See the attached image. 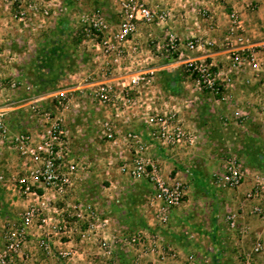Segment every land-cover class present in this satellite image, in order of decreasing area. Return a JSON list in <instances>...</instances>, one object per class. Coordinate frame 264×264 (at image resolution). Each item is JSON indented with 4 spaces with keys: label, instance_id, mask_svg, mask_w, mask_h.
Here are the masks:
<instances>
[{
    "label": "built area",
    "instance_id": "built-area-1",
    "mask_svg": "<svg viewBox=\"0 0 264 264\" xmlns=\"http://www.w3.org/2000/svg\"><path fill=\"white\" fill-rule=\"evenodd\" d=\"M65 1L14 0L19 8L16 17L22 22L31 15L47 21L56 9L67 11ZM81 1L75 0L76 3ZM113 2L112 18L100 7L81 13L77 33L84 44L92 45L94 71L87 75L80 89H69L64 96L58 94V107L80 115L87 134L92 133L95 139L117 150L109 165H119L120 171L125 172L132 183L146 181L152 186L149 200L157 204L159 222L165 225L172 212L183 206L189 185L179 178H166L151 150L155 147L175 150L188 143L193 146L195 139L186 127L182 106L178 104L176 108V105L168 104L167 98L170 101L179 98L175 94H163L159 75L177 70L187 74L197 91L208 93L231 108L235 105V85L241 78L247 86L261 83L264 87V42L253 43L240 12L234 8L227 10L228 25L222 46L227 51L228 64L214 65L194 55L214 47L215 41H205L193 35L184 37L176 29L180 15L184 20L188 18L187 14H191L197 25L204 22L214 30L216 17L207 7L200 6L178 14L169 0ZM250 9L256 11L257 5L251 4ZM7 84L12 88L22 85L28 92L32 90V85L23 81L9 84L8 80ZM80 101L83 106L78 111ZM199 101L200 98L195 97L183 104ZM31 103L35 117L52 120L44 133L12 129L8 124L7 109L0 110V144L19 154L23 168L22 173L12 177L0 172V184L6 185L5 189L14 197L27 201L18 220L4 226L0 264H37L38 261L44 264L54 257L70 264L75 258L74 250L57 249L55 239L70 238L75 228L82 224L86 225L79 233L82 240L100 233L97 236L100 248L111 256L118 247L131 246L141 249L145 255L156 254L158 262L152 260L149 264H203L199 254L189 255L177 263L179 253L156 249L158 236H149L143 229L125 233L120 238L103 236L109 221L102 218L93 202L77 201L73 206L76 213L72 215L76 222L70 221L67 210H59L54 202L72 194L84 171L85 164L73 150L74 139L68 122V117L72 116L45 111L38 98ZM232 111L233 118L244 124L247 114L238 107ZM76 119L72 122L75 123ZM224 119L229 121L226 116ZM136 125L144 126L146 132L136 130ZM82 131L77 128V133ZM88 145L80 148L87 158ZM226 159L225 171L216 175L217 183L234 190L245 180L242 160L235 156ZM255 212L264 217L261 208ZM224 218L231 230L237 229L236 213L228 211ZM210 251L215 253V249ZM263 252L264 244L259 240L250 252L242 255L239 264H256L257 257ZM202 259L204 264L211 263V256L205 255Z\"/></svg>",
    "mask_w": 264,
    "mask_h": 264
},
{
    "label": "crops",
    "instance_id": "crops-1",
    "mask_svg": "<svg viewBox=\"0 0 264 264\" xmlns=\"http://www.w3.org/2000/svg\"><path fill=\"white\" fill-rule=\"evenodd\" d=\"M169 2L174 6L178 14H182L184 10L191 12L192 8L204 6L216 17L214 30H211L204 22L199 23L200 26L197 25L194 22L195 16L191 14H187L188 18L184 20H181L180 15L179 21L176 23L178 33L184 37L193 35L205 41L216 42L214 47L205 48L204 51L197 52L194 55L197 58L206 59L214 65L219 66H226L228 64V54L222 45L224 32L228 25L226 12L232 8L240 12L252 42L255 44L264 42V0H224L222 4L214 3L212 0H169ZM65 4L67 5V11L63 12L56 9L52 17L47 20L45 24L41 21L42 19H40V16L33 17L32 15L29 16L25 22L13 20L12 18L3 19L4 21L0 19V23L3 25L0 27V30L3 31V33L0 34V42L11 51V45H13V43L22 44L23 48L27 49L30 46H25V44H27V42L30 43L32 40L35 44L37 41L39 42L38 47L40 49V44L44 42L46 38L44 32L47 31H51L55 43L61 42L64 38L67 39V36L73 32L71 25L78 21L81 12L84 10L82 8L85 7V4L76 3L75 0H66ZM251 4L257 5L256 11L250 9ZM102 9L105 10L104 8ZM32 22H34V25L31 26ZM30 26L32 27V31L29 30ZM31 35H35L36 37H31ZM73 51L75 52L74 49ZM76 53L77 55L81 53V55L84 54L83 51L78 52L77 50ZM78 62L82 64L83 72H86L87 70L85 69H87L88 65H86L84 59L82 58ZM74 65L73 61H71L68 68H73ZM10 66L11 65L7 66L8 77L13 75L12 70L22 71L20 68H11V71H9ZM92 71L94 70L90 69V72ZM163 74H161V76H163ZM166 75L177 78L176 82L171 83L170 86L173 87V93L179 99L181 98L180 101H186V87H188V83L182 79L185 74L177 70L172 74L166 73ZM72 79V82L68 79L65 81L67 87L71 85L75 86L77 83L83 82V80H75L76 76H72ZM243 82L241 78L235 85L234 104L236 107L240 106L242 103L250 102L252 99H249V97L252 96L253 93L255 94V92H258V89L260 90V83H254V86L251 87L243 84ZM160 85L165 86L166 82L160 79ZM208 95V93L200 95V104L196 117L195 115L191 116L188 114L186 109L184 115L182 114L187 124L190 123L189 120H192L191 122L193 124H190L193 125L194 131L196 130V134L202 137V139H198L196 143H194L193 150L186 151L183 148L169 150L160 147H155L151 150V155L160 163L162 173L166 178H179L189 185L188 194L183 206L172 212L168 224H160V215H158V211L151 209V202L149 199L153 190L152 186L146 181L131 183L132 186L128 189L132 190H128L129 194L125 195L130 197L124 198L125 200H133L137 194L141 196L139 198H141L144 203L140 205L137 204L135 210H118L116 206H114L115 208L110 207V204L114 202L113 200L118 198L122 199L123 190H125L127 186H122L120 184L121 171L119 165H109L117 150L106 143L100 142L94 137L93 140L84 138L85 141L86 139H89L88 141L91 142L94 141V144L88 145V158L84 157V155H82L83 153L78 157L80 161L85 164V166H83L84 171L72 194L66 199H59L54 202L57 208L59 210H67L68 219L75 223L76 219L72 216L76 213L73 207L75 203L80 200L88 202L96 201V204L100 208L99 212L103 216L102 218L109 221V226L105 227V230H103V236L114 239L116 238L115 235L117 231L130 229L134 232L135 230L143 229L149 236H153L154 234L158 236V240L155 242L157 245L156 249L161 250L162 248L167 253L169 250L178 252L179 259L177 263L186 260V257L194 251L199 254V258H201L200 260L204 264L202 258L206 254V248L209 247L212 250L215 249L214 255H216L218 254L216 247L221 246L222 251H224V253L222 252L223 256L226 257L230 255L231 249L233 253L242 255V253L250 252L257 241L261 240L264 244V217L256 213V210H253L260 202L259 200L244 199L242 194V190L244 192V189H246V179L241 186L242 189L239 187L238 190L231 189L226 192H219L217 196H219L220 200V210H192L195 198L193 185L195 176L196 182H198V185L202 187L205 193L208 191V184H211L204 176L199 175L197 171L198 158L206 157L205 155L208 153L210 154L212 150H217V148L234 147L235 142H239L237 141L239 137H244L246 135L243 126L233 118L232 109L235 108V105L229 108L225 102H219L216 98L211 97V95L207 97ZM208 104H210L211 110L207 113L205 110L208 108L206 107ZM223 116L224 118L225 116L229 118L227 124H224L221 120ZM205 119H210V121L207 122ZM25 124L26 122H21V124L17 126V130L27 129L31 133L36 134L40 132L35 126H26V128ZM69 128L72 133V126H69ZM136 130L146 132L145 127L142 125H136ZM89 136L90 133L87 134V137ZM73 150L75 152L77 149L74 148ZM221 161L222 156L214 153L211 155L208 165L220 163ZM188 166L194 170L191 171ZM104 179L111 183L109 188L102 185ZM0 188L4 190L3 193L0 194V226L3 230L5 225L14 222L13 220H18L20 213L27 206V201L19 197H14L11 192L5 189L6 185L0 184ZM241 199L245 202H242ZM239 204L243 210H241L238 216L237 229L231 230L224 218L226 213L224 208H236ZM261 204H264V196ZM11 212L12 214H10ZM15 214L17 216L16 219L13 218ZM85 228L86 225L82 224V226L75 228L76 231L70 238L66 237L62 241L55 239L57 249L62 247L68 249L72 248L74 250L75 258L70 264H101L107 261H110L112 264H116L118 261L119 263L124 262L129 264H149L152 260L158 262L156 254L145 255L139 248L137 250L131 248V250H133L131 254H124L123 252L117 254L116 252L112 256H107L100 248L99 237H97L100 233L91 236L85 241L82 240L79 233ZM189 233L190 235L186 237L185 234L187 235ZM150 243L155 244L151 240ZM219 257L221 258L220 261H217L219 259L215 258L216 260L213 264H225L223 263L224 257H222L221 252ZM171 261L174 262L173 260ZM234 261L235 264L238 263L236 257ZM37 264L42 263L38 261ZM44 264L66 263L54 257L48 259ZM256 264H264V252L257 257Z\"/></svg>",
    "mask_w": 264,
    "mask_h": 264
},
{
    "label": "rangeland",
    "instance_id": "rangeland-1",
    "mask_svg": "<svg viewBox=\"0 0 264 264\" xmlns=\"http://www.w3.org/2000/svg\"><path fill=\"white\" fill-rule=\"evenodd\" d=\"M81 3L85 4V7L82 8L85 11L87 10H93L95 8H104L105 13L112 18L113 12H114V2L113 0H82ZM18 4L14 3V0H0V19H8L12 18L13 20H18L16 15L18 13L19 8L17 7ZM83 10V11H84ZM82 11V12H83ZM81 12V13H82ZM34 17V16H33ZM79 20V19H78ZM4 21V20H3ZM47 23V21H42ZM34 25V22L31 23V26ZM3 25L0 23V27ZM29 27L30 31H32V27ZM73 32L70 33L67 36V39H62L63 41V50L60 52V54L63 53V56L60 57L56 55L57 59H49L47 56V59H41L40 61V56H39V42L37 41L36 44L32 40L30 43L27 42L25 46H30L27 49H24L22 44L19 43H13L11 45L12 50L9 51L8 48L4 46L2 42H0V110L1 109H7L8 115L7 117L9 118L8 124L9 126L17 130V126L21 124V122H26L25 127H30V126H35L38 128L40 131L39 133H44L51 125L52 120H46L45 118H38L35 117L34 111H33V104L31 102L34 101V99H41V104L42 107L44 108L45 111H57L58 114H64V116H69L71 115L72 117H68V122L69 126H72V137L74 139V148L77 149L75 152L77 154H81L80 148L85 146V144L92 145L94 144L91 141H88L89 139L93 140L94 135L90 133V136L87 137L86 128L84 126L82 118L76 116L75 114H70L68 111H65L61 108L58 107V100L56 96L58 94H66L67 90L69 89H80L81 83H77L75 86H68L65 84V81L68 79L71 82L73 81L72 76L75 77V80H83L87 77V75L90 73V69H92V54H93V48L90 43L84 44L80 39V35L77 33L78 30V21L73 23L71 25ZM3 33V31L0 30V34ZM46 35V38L44 42L40 44L41 46L48 47L50 44V41H53V37L51 34V31L44 32ZM50 34V35H49ZM31 37H36L35 35H31ZM15 44V45H14ZM3 45V46H2ZM75 50V52L73 51ZM76 50L83 51V55L79 54L77 55ZM73 51V52H72ZM67 52V53H66ZM74 53V54H72ZM82 56V57H81ZM84 59L86 62V65H88L86 72H83V67L82 64L79 63L78 61L80 59ZM73 61L75 64L73 68H68L69 63ZM10 66L13 69H18L20 68L22 71H16L12 70L13 75L8 77V70L7 66ZM164 73V72H163ZM161 73V74H163ZM159 75V78L162 81L166 82V85L160 86L161 90L163 91V94L166 93V95H172L174 94L172 89L173 87L170 86L171 83L176 82L177 78H174L172 76L166 75V73L163 74V76ZM177 77V76H176ZM182 79L185 80V82L188 83V87H186V94H187V99L193 100L195 97H199L203 93L199 92L196 90L195 85L193 84V80H190L187 74H185ZM9 80L12 83L13 81H23L24 84H30L32 85V90L28 92L25 88L22 87V85H17V87L12 88L8 86L7 81ZM160 82V81H159ZM163 83V82H162ZM260 90L258 89V92L253 93L252 96L249 97V99H252L250 102L248 101L247 103H242L240 106H238V110H242V112L247 114V119L245 120L244 124H240L243 126L244 131L246 132V135L244 137H239V142H235L234 147L228 146L224 148H217V150H212L211 153L205 155L206 157H199L197 161V171L199 172V175L204 176L207 181L211 182V184H208V191L206 193L202 189L200 185H198V182H196L194 176L193 180V185H194V206L192 210H220V200L219 192H226L228 190H231L227 187H221L220 184L217 183V174L219 172L225 171V160H227V156L230 157H237L238 160H242V167L244 169V174H245V179H246V189L242 194L244 199L246 198L247 200H259V204H257L253 210H256L257 208H261L264 210V204H261L264 196V87L260 83ZM82 89V88H81ZM170 93V94H169ZM251 95V93H250ZM249 96V95H248ZM209 97V95L207 96ZM181 99V98H180ZM179 100H173L170 101L168 98L167 100L169 101V105H176V108L179 104V106H182L183 108V115L185 113V109L188 114L191 116L195 117L197 116L198 113V106L199 102L196 103H191V104H183L186 102L185 100L182 102ZM186 99V100H187ZM210 102V101H209ZM212 104V102H211ZM80 107L78 108V111H81V107L83 106L82 101H80ZM58 107V108H57ZM208 107L205 111L208 113L210 108V104H208ZM236 107V105H235ZM76 116V117H75ZM24 118V119H23ZM76 119L75 123L72 122L73 119ZM207 122L210 121L205 119ZM224 124H227L229 121L226 122L224 119V116L221 119ZM190 123H192V120H189ZM35 123V124H34ZM190 123H186V127L189 131H191L194 136L193 138L195 139L194 143L199 139H202L200 135H197V131L193 129V125ZM193 124V123H192ZM26 127V128H27ZM80 127L82 128V132L77 133V128ZM23 132H30L27 129L20 130ZM86 132V133H85ZM85 135V137H83ZM203 136V135H202ZM37 137V136H36ZM84 138H89L85 139ZM85 141V142H84ZM195 144H193L194 146ZM193 146H191L189 143L186 144L183 149L186 151L193 150ZM214 153L222 156V161L220 163H215L212 165H208L209 161L211 159V155ZM204 156V155H203ZM21 160L20 156L16 151L10 150L7 146H3L0 144V172H3L7 177H12L18 173L23 172V168L20 165ZM21 166V167H20ZM191 171H193V168H190ZM97 169V168H95ZM120 169V168H119ZM121 185L122 186H127L125 190H123V197L118 198L116 200H113L114 202L110 204V207L116 206L118 210H135V206L138 204H143V200H141V197L139 194H137L133 200L131 199H124V198H130L129 196H125L126 194H129V191L132 189H128L132 186V182L128 178L125 172H121ZM102 185L104 187H110L111 183L109 181H102ZM98 186V185H96ZM242 186V185H241ZM240 186V187H241ZM244 186V185H243ZM242 189V187H241ZM129 190V191H128ZM235 190H238L236 188ZM205 194H204V193ZM133 193V191H132ZM134 194V193H133ZM242 201V199H241ZM99 202V200H98ZM245 202V201H242ZM93 203H97L96 201ZM152 210H157V204H152L150 205ZM97 208L100 210L99 206L97 205ZM115 208V207H114ZM111 210V209H110ZM178 210V209H177ZM226 210V213L228 211H232L237 214V221H238V216L241 210L243 208L239 204L236 208H224ZM237 210V211H233ZM1 211V210H0ZM9 212L8 210H6ZM225 213V214H226ZM12 214V212L10 213ZM1 216V214H0ZM16 219V214L13 215ZM171 219V218H170ZM170 219L168 223L170 222ZM16 221V220H13ZM167 223V224H168ZM133 232L130 229H124L121 231H117L115 237H122L125 233H130ZM191 233V232H190ZM189 234H185V236H189ZM3 234L2 227L0 226V246H1V237ZM184 234V233H183ZM124 249V251L122 250ZM118 247L115 253H124V254H131L133 250H131V246H125L124 248ZM133 249V248H132ZM135 249V248H134ZM138 249V248H137ZM135 249V250H137ZM216 250L218 254L214 255V253H211L210 247L206 248V256H211V263L216 260L215 258H218L220 261V252L222 257L224 251H222L221 246H217ZM230 255L224 257V262L227 264H235V257L236 261L238 262L237 264L240 263L241 257L243 255L233 253V250H230ZM216 252V253H217ZM223 252V253H222ZM245 254V253H244ZM108 256V254L106 253ZM190 255H197L194 251L190 253ZM111 256V255H109ZM127 262V261H126ZM119 261L117 262V264ZM101 264H112L110 261H107L106 263H101ZM119 264H129V263H124L120 262Z\"/></svg>",
    "mask_w": 264,
    "mask_h": 264
},
{
    "label": "trees",
    "instance_id": "trees-1",
    "mask_svg": "<svg viewBox=\"0 0 264 264\" xmlns=\"http://www.w3.org/2000/svg\"><path fill=\"white\" fill-rule=\"evenodd\" d=\"M80 40L82 39L81 36H79ZM63 41H59L57 43H55V41H50V44L48 47H44V46H41L40 47V50H39V58H40V61L41 59H47V56H49L48 58L51 60V59H57L58 56L62 57L63 56V53L60 54V52L63 50ZM67 53V52H66ZM56 55H57V58H56ZM3 189L0 188V194L3 193Z\"/></svg>",
    "mask_w": 264,
    "mask_h": 264
}]
</instances>
